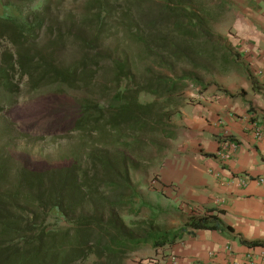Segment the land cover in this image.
<instances>
[{
  "label": "trees",
  "instance_id": "obj_1",
  "mask_svg": "<svg viewBox=\"0 0 264 264\" xmlns=\"http://www.w3.org/2000/svg\"><path fill=\"white\" fill-rule=\"evenodd\" d=\"M11 5L0 4V41L6 46L0 53V89L16 93L24 79L30 91L59 85L97 93L105 101L78 103L72 131L98 132L104 142L91 148L84 162L44 171L21 168L23 191L0 193V264H126L142 245H174L177 233L148 229L143 222L125 224L120 211L137 196L130 170L139 168L141 155L162 152L163 140L174 135L171 99L181 95L185 81L196 80L198 59L217 49L203 4L129 3L132 44L147 56L142 71L127 54L106 48L102 37L111 28L110 10L102 0L93 1V9L87 4L80 16L54 21H47L48 3L32 13ZM42 31L49 36L45 43L34 42ZM100 71L108 73L104 84ZM141 93L154 100L140 103ZM94 126L110 130H88ZM190 225L222 228L213 215Z\"/></svg>",
  "mask_w": 264,
  "mask_h": 264
},
{
  "label": "rangeland",
  "instance_id": "obj_2",
  "mask_svg": "<svg viewBox=\"0 0 264 264\" xmlns=\"http://www.w3.org/2000/svg\"><path fill=\"white\" fill-rule=\"evenodd\" d=\"M93 1L95 0H0V4L10 3L11 10L15 9L13 8L15 6L24 12L32 13L39 11L48 3L50 11L47 21H54L70 14L80 16L87 8V4H91V9L94 8ZM102 1L110 10L108 23L111 28L109 27L102 37L106 48L109 46L116 53L127 54L133 61V67L142 71L147 56L142 49L133 46L131 41L130 33L133 26L131 15L134 11L131 10L129 3L132 0ZM192 1L198 3L199 0ZM200 2L204 6L208 24L216 36L212 41L214 48L217 49L210 50L211 53L198 59L202 68L193 70L196 80L185 81L181 95L171 99L170 104L174 105L176 110L171 118V130L174 135L163 140L165 148L162 152L154 149L149 154L141 155L139 168L130 170V181L136 189L137 196L130 206L127 205L120 211L125 224L143 222L148 229L177 233L179 237L176 243L191 232L192 222L210 216L206 208L183 197L182 186L176 184L164 186L161 183V175L165 172L163 169L165 158L169 150L170 154H173L174 140L178 137L177 112L186 101L187 94L196 87L202 90L216 87L218 91H234L237 96L242 94L244 90L241 85L248 82L250 72L247 60L238 52L239 44L232 33L233 23L241 13L239 8L241 1L200 0ZM48 37L46 31H42L34 42L45 43ZM5 49L6 46L0 41V53ZM101 72L99 73L101 83L104 84L103 79L108 80V73ZM16 81L19 80L16 78ZM59 88V85H52L30 91L23 79L19 81L16 93L0 89V175H3V179L0 180V193L23 191L18 184V173L21 168L44 171L68 165L74 160L84 162V156L88 151L104 142L100 141L101 135L99 136L98 132L72 131V122L78 117L79 112L77 104L86 98H93L102 104L104 98L97 93H88L84 91L85 89L75 90L64 86ZM138 100L140 103H148L152 102L154 97L141 93ZM88 130L110 129L94 126ZM115 135L111 134L110 138L113 140ZM207 173L212 174L210 171ZM159 185L160 188H157ZM153 250L155 248L152 243L142 245L127 256L125 263L149 264L154 260L155 264H158V259L155 258L157 254Z\"/></svg>",
  "mask_w": 264,
  "mask_h": 264
},
{
  "label": "crops",
  "instance_id": "obj_3",
  "mask_svg": "<svg viewBox=\"0 0 264 264\" xmlns=\"http://www.w3.org/2000/svg\"><path fill=\"white\" fill-rule=\"evenodd\" d=\"M240 1L232 33L250 69L244 92L196 87L188 93L176 115L173 154L168 151L161 175L162 185L182 186L183 197L206 208L222 228L192 229L174 245L153 250L158 264H170L172 258L177 264H264V246L249 244L264 242V185L251 181L238 188L228 182L232 175L264 176V132L256 141L249 131L254 121L264 130V84L258 75L264 72V0ZM219 135L222 142L237 143L222 159ZM218 200L221 207L215 206Z\"/></svg>",
  "mask_w": 264,
  "mask_h": 264
},
{
  "label": "built area",
  "instance_id": "obj_4",
  "mask_svg": "<svg viewBox=\"0 0 264 264\" xmlns=\"http://www.w3.org/2000/svg\"><path fill=\"white\" fill-rule=\"evenodd\" d=\"M258 75L259 77L261 78L262 80V83L264 84V72H258ZM251 133H252V136H253V139L256 140V141H260L263 137V127L258 123V122H251L250 124V130H249ZM222 137H226L225 135H223ZM226 141L225 139L223 140L222 142V138L220 140V148L222 149V151L219 153V158L222 159L227 157L229 155L228 153V150H226V148L228 147L230 150H235L236 147H237V143H227V142H224ZM214 175V174H213ZM217 177V176H215ZM230 181L228 182H232L233 184H235L238 188H244L246 186H248L249 182L251 181H255L256 185H264V176H260V177H255V178H251L247 175H242V176H238V175H232L230 178ZM156 183V181L154 182ZM157 184H159L157 182ZM223 200H218L217 201V204L219 203H222ZM170 264H177L175 258H172L171 261H170Z\"/></svg>",
  "mask_w": 264,
  "mask_h": 264
}]
</instances>
